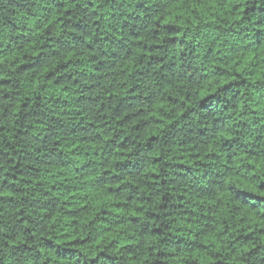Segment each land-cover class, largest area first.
Wrapping results in <instances>:
<instances>
[{
  "label": "trees",
  "instance_id": "16d2710c",
  "mask_svg": "<svg viewBox=\"0 0 264 264\" xmlns=\"http://www.w3.org/2000/svg\"><path fill=\"white\" fill-rule=\"evenodd\" d=\"M0 264H264V0H0Z\"/></svg>",
  "mask_w": 264,
  "mask_h": 264
}]
</instances>
